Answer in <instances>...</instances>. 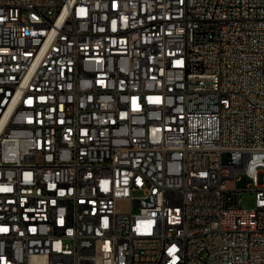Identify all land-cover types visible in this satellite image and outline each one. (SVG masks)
Returning <instances> with one entry per match:
<instances>
[{"label":"built area","instance_id":"built-area-1","mask_svg":"<svg viewBox=\"0 0 264 264\" xmlns=\"http://www.w3.org/2000/svg\"><path fill=\"white\" fill-rule=\"evenodd\" d=\"M0 264H264V0H0Z\"/></svg>","mask_w":264,"mask_h":264},{"label":"rangeland","instance_id":"rangeland-1","mask_svg":"<svg viewBox=\"0 0 264 264\" xmlns=\"http://www.w3.org/2000/svg\"><path fill=\"white\" fill-rule=\"evenodd\" d=\"M251 184V180L246 175H240L238 179L237 186L242 191V207L244 208H251L255 204V192L249 190V186Z\"/></svg>","mask_w":264,"mask_h":264}]
</instances>
